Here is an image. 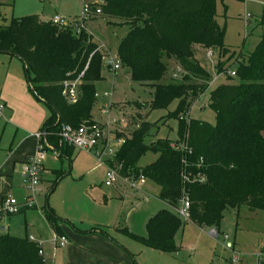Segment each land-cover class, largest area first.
Segmentation results:
<instances>
[{"label":"trees","instance_id":"trees-1","mask_svg":"<svg viewBox=\"0 0 264 264\" xmlns=\"http://www.w3.org/2000/svg\"><path fill=\"white\" fill-rule=\"evenodd\" d=\"M218 2L108 0L101 17L129 26L117 56L131 71L134 82L155 89L152 110H167L179 101L176 111L169 114L178 121L177 141L161 139L147 144L155 124L144 122L108 164L121 167L122 178L144 176L158 185V198L170 209L179 208L183 197L188 196L189 222L219 231L228 208L264 211V36L252 53L237 59L236 75L230 76L224 59L234 54L224 43L226 28L218 23ZM223 7L226 11L224 3ZM259 25L264 27V15ZM98 48L87 31L77 34L41 21L37 15L0 25V53L14 55L25 64L32 93L51 110L44 130L53 133L55 147L62 124L75 128L95 124V86L106 69ZM200 50L217 51L218 76L226 74L229 79L210 94L208 105L216 115L215 124L187 119L194 102L214 80L197 59ZM169 62L181 69L182 79L166 84L162 81ZM87 66L80 98L76 104H69L62 85L78 78ZM149 151L158 159L140 168V160ZM55 175L56 185L64 173L55 171ZM170 209L159 211L148 221L146 237H130L159 253L177 252L175 237L184 221ZM46 218L61 234L52 210ZM41 250V245L29 237L0 235V264H46Z\"/></svg>","mask_w":264,"mask_h":264},{"label":"rangeland","instance_id":"rangeland-1","mask_svg":"<svg viewBox=\"0 0 264 264\" xmlns=\"http://www.w3.org/2000/svg\"><path fill=\"white\" fill-rule=\"evenodd\" d=\"M223 3L227 8L226 11ZM82 8V0H0V25L8 26L15 18L32 15L40 16L43 21L50 20L56 15L72 21L81 16ZM218 14V23L226 28L224 43L234 54L233 57L228 56L224 59L226 69L232 72L237 68V59H242L252 53L264 36V27L259 25L260 19L264 15V0H247L246 3L235 0H219ZM246 14L252 15L248 21L249 24L247 22V26ZM85 28L110 57L117 56L121 41L129 33V26L121 20L106 17L88 20L85 23ZM210 52L212 57L208 56ZM197 58L212 73L214 80L209 89L199 97L197 102L195 101L192 113L189 112L187 119H199L215 124L216 115L209 107L208 100L211 92L219 85L228 83L229 79L226 74L218 76L217 51L200 50ZM120 66L121 68L117 72L104 69L102 72L103 79L95 86L98 97L93 108V116L100 123L99 125L105 128L103 140H108V145L117 149L120 146L118 139L127 138L130 140L144 122H149L155 124V127L146 140L147 144L161 139L177 141L178 121L171 119L169 114L176 111L179 101H175L167 110H152L155 89L149 85L134 82L131 71L124 67L121 62ZM181 79V69L173 62H169L168 71L162 83L167 84L172 80L180 81ZM106 94L110 97H106ZM119 134L122 137H118ZM47 156L48 160L45 164L51 172L53 168L50 166L54 154L49 152ZM90 156L88 158L92 160L93 166L98 168H96L97 171H90L92 164L84 157L80 159V169L77 167L76 172L72 170L70 178L63 182L55 185V177L52 175L47 176L46 180L40 183L39 188L41 187L42 190L40 194L36 195V203L33 209H28L25 213L10 219L9 216L1 213L3 197L12 196L17 200L18 205H23L27 195L23 180L24 167H17L12 177H10V185H0V227H7L6 225L11 220L10 230L6 233L20 238L32 236L41 242L44 247H47L53 243L56 234L55 229L46 218L49 210L54 212L59 226L65 224L67 228L71 229L72 222L84 223L89 219L90 214H95L94 212L97 209L93 205V198L96 196L100 197V200L104 199V195L108 196L109 199L113 197L114 200L109 201V207L117 209L122 205L117 185L112 187L105 185L104 165L93 155ZM157 159L158 155L149 151L140 160L138 166L145 168ZM57 168H60V166L58 165ZM80 171L88 173H84L86 176H78ZM73 177H77V180H74ZM142 191L146 194V196H143L144 199L139 198L141 197L140 194L137 195L130 191L125 195L128 210L133 209L140 215L143 214L144 208L149 205V202H145L147 198L150 200V206H153L158 200L160 188L152 181L146 180V185ZM102 204L104 205L103 202ZM144 204L145 207H142ZM134 223L139 226L140 218L136 217ZM210 230L206 228L203 232L209 236L212 241L208 240L212 243L207 239H203L204 241H201V244L199 243L200 247L205 244V247H208L207 250L210 247V252L219 255L225 254L224 257L228 256L230 249L227 244L229 242L233 244L235 239L239 244L245 241L246 249H251L255 255L264 251V211H251L245 207L241 209L228 208L219 227L220 237L218 239L211 237L209 235ZM225 235L228 236V239L224 238ZM231 252L230 259L234 256L232 250ZM171 254L175 255L176 253ZM179 254L184 253L181 251ZM262 260H264V257Z\"/></svg>","mask_w":264,"mask_h":264},{"label":"crops","instance_id":"crops-1","mask_svg":"<svg viewBox=\"0 0 264 264\" xmlns=\"http://www.w3.org/2000/svg\"><path fill=\"white\" fill-rule=\"evenodd\" d=\"M41 21L43 20L41 19ZM0 104L6 106L4 116L0 119V185H10V177H12L17 167H24L25 169L28 159L37 153L40 141L34 135L39 132L45 133L42 144L46 146L47 154L49 152L54 154L52 165L50 166L53 168L51 172L45 164L48 160L46 154L41 183L49 175L54 176V182H56L55 171L64 173V176L57 184L70 178L72 170L76 172L77 167L80 169L79 162L84 157L92 164L90 171L94 172L96 170L97 167L93 166L92 160L89 159L91 154L64 146L61 140L57 143L58 147H55V141L52 140L53 133H47L44 130L46 122L51 116V110L32 93L25 64L18 57L7 53H0ZM104 106L106 107L105 103ZM92 119L95 123L100 124L93 116V111ZM118 137H122L121 134ZM120 148L119 146L116 150L119 151ZM58 165L60 168H57ZM103 167L105 168L104 178H106L107 168L105 165ZM84 173L88 172L80 171L78 176H86ZM73 179L77 180V177H73ZM145 185L146 181L142 184L135 177L122 178L116 186L122 201V205L117 209L109 207V201L114 200L112 199L113 197L109 199L108 196L104 195V199L100 200L101 198L96 196L93 198V205L97 210L94 212L95 214H90L91 216L84 223L80 222L77 224L72 222L71 229L67 228L65 224L59 226L57 223L61 234L58 235L55 232V237H65L67 239V245L64 247H61L59 242L56 245L54 240L51 245L44 247L41 242L34 239V242L42 247L46 264H234L231 260L233 256L230 259L231 250L233 253L240 252L241 254L240 262L235 264H258L259 253L255 255L251 249L247 250L245 241L240 244L235 241L236 239L233 244L229 242L227 247L230 250L228 251V256L225 257L223 256L225 254L219 255L210 252L211 248L209 247V250H207L208 247H205V244L200 247V242L204 241L203 239L211 240L203 232L206 228H200L185 220H183L184 224L175 237V243L178 248L175 255L159 253L133 240L130 234L146 237L148 221L159 211L170 209L159 198H157L158 200L153 206H150V200L147 198L145 202H149V205L144 208L142 215L133 209L128 210L125 196L127 192L140 194L141 197L139 198L144 199L145 197L143 196H146V194L143 193L142 189ZM41 190L40 187L38 190L39 194ZM5 198L6 196L3 197L2 201ZM142 207H145V204ZM28 209L33 208L23 209L17 215L25 213ZM170 210L176 214V210ZM88 212L90 213V211ZM17 215H10L9 217L11 219ZM134 217L140 218L139 226L135 225ZM6 226L0 227V234H8L6 232L10 230L11 220ZM181 251L184 254H179ZM262 264H264V260H262Z\"/></svg>","mask_w":264,"mask_h":264},{"label":"built area","instance_id":"built-area-1","mask_svg":"<svg viewBox=\"0 0 264 264\" xmlns=\"http://www.w3.org/2000/svg\"><path fill=\"white\" fill-rule=\"evenodd\" d=\"M82 2L83 8L80 17L69 21L62 16L56 15L50 20V22L62 28L72 29L77 34L87 31L85 28V23L88 20L101 17L108 0H82ZM251 17L252 15L246 14V26L249 24L248 21ZM98 51L102 54L103 66L106 69L112 72H117L121 68L118 56L110 57L105 53V50L102 46H99ZM208 56L212 57L211 52L208 54ZM87 69L88 66L85 68L84 72L78 76V78L74 80H68L63 83L62 94L69 104H76L78 102L80 98V86L83 82V77ZM229 75L234 77L236 74L234 71H232L229 73ZM96 97H98V95H96ZM106 97H110V95L106 94ZM5 110L6 106L4 104H0V119L3 118ZM104 134L105 128L99 124L84 123L78 128L62 124L60 126L59 138L63 144L74 147L75 149L81 151H85L93 155L94 158H96L101 164L105 165L107 168L105 185L111 187L117 185L122 179L120 175L121 167H111L108 164V161L113 159L118 151L108 145V140H103ZM34 137L40 141V146L37 153L30 157L25 165L23 179L27 195L24 199V204L18 205L16 199H14L12 196H7L3 201V206L1 209V213L6 216L18 214L23 209L33 208L35 206L36 195L38 194L42 174L44 172V160L46 158L47 151L45 149L46 146L42 144V141L45 138V133L39 132L35 134ZM118 143L120 147H122L126 143V139H118ZM138 180L144 184L146 178L144 176H140ZM190 208V199L188 196H184L179 208L176 209V214L182 220L189 221ZM210 236L214 239H218L220 237V233L216 229H211ZM224 238L228 239V236L225 235ZM30 240L34 242L33 237H31ZM58 242L61 247L67 245V239L65 237H54V243L57 245ZM40 256L44 257L43 250L40 251ZM240 256V253L234 252L232 262L234 264L239 263ZM263 257L264 252L258 254V264H262Z\"/></svg>","mask_w":264,"mask_h":264}]
</instances>
